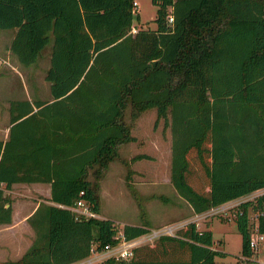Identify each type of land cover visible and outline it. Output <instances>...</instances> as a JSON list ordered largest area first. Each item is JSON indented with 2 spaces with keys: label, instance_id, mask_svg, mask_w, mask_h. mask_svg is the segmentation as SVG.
Instances as JSON below:
<instances>
[{
  "label": "trees",
  "instance_id": "trees-1",
  "mask_svg": "<svg viewBox=\"0 0 264 264\" xmlns=\"http://www.w3.org/2000/svg\"><path fill=\"white\" fill-rule=\"evenodd\" d=\"M134 2L0 0V29L13 30L9 48L21 63L34 62L51 40L52 95L10 99L8 137L0 138V222L11 220L4 190L13 181H49L54 201L39 202L27 217L31 243L0 264H66L117 240L113 219L76 216L69 205L84 197L99 211V178L119 143L135 137L123 118L127 104L133 117L155 106L168 121L170 180L194 211L264 186V0H152L156 28L132 31ZM249 207L260 211L264 234V191L235 209L242 253L252 259ZM147 229V222L124 223L121 231L134 237ZM213 243L211 228L189 220L122 261L214 264ZM262 250L264 259V242Z\"/></svg>",
  "mask_w": 264,
  "mask_h": 264
},
{
  "label": "rangeland",
  "instance_id": "rangeland-1",
  "mask_svg": "<svg viewBox=\"0 0 264 264\" xmlns=\"http://www.w3.org/2000/svg\"><path fill=\"white\" fill-rule=\"evenodd\" d=\"M135 10L137 13H134L132 31L138 27L156 28L157 6L152 0H135ZM3 31L0 34V59L4 57L6 61L1 60L3 63L0 65V75L3 82L0 85L4 86L6 93L29 95L34 99L35 92L39 89L41 97L49 98L51 92L49 80L45 78V70L49 65L51 40L34 62L23 64L9 48L13 30ZM123 118L130 125L131 133L135 137L119 143L117 155L109 161L99 178L100 214L96 211L95 215L113 219L118 228L117 232L121 231L124 223L148 222V228H152L177 222L174 229L176 230L187 221L195 220L198 227L212 229L214 248L220 250L215 255L214 264H251L252 260H255L256 264H264L262 249L253 251L252 259L246 258L247 256L242 253L241 233L235 221L237 202L252 200L255 195L264 191V186L221 203L200 217L185 218L193 212H189L186 200L181 197L170 180L171 131L168 121H165L163 116H157L155 106L142 109L133 117L130 104L126 105ZM7 119L4 117V121ZM136 154L141 155L135 156ZM192 166L194 170H200L196 163ZM194 170L188 174L189 180L199 184L201 178L195 176ZM252 212L253 208L249 207V216ZM17 231L19 235L15 237V242L3 243L0 259L19 257L31 243L34 234H30L27 228L18 227ZM21 231L23 236H20ZM157 236L140 239L137 237L135 246L149 243ZM28 240L30 243L26 245ZM111 251L98 252L93 248L90 252L91 258L84 264H92L110 255L116 258L112 264H126L122 259L128 258L117 257Z\"/></svg>",
  "mask_w": 264,
  "mask_h": 264
},
{
  "label": "crops",
  "instance_id": "crops-1",
  "mask_svg": "<svg viewBox=\"0 0 264 264\" xmlns=\"http://www.w3.org/2000/svg\"><path fill=\"white\" fill-rule=\"evenodd\" d=\"M3 32H4L3 29H0V34H2ZM3 58L1 60L5 62L6 59ZM1 60H0V65L3 63L1 62ZM1 82H3V80H2V76L0 75V83ZM21 83H23V80H21ZM38 91L39 89H37L35 92L36 95L35 98H42L46 100L52 99V95L49 98L41 97ZM24 97L32 100V98H30L29 95L24 96L23 94H15L13 92L11 94L9 92L6 93L4 90V86L0 85V138L5 139L8 137L9 127H10V109H9L10 99L24 98ZM4 117L8 118L7 121H4ZM4 193L8 195L12 209H11V220L6 222H0V249H3L2 248V245H4L3 243L6 244L8 243V241L15 242L16 240L15 237L17 238L19 235L17 231L18 227L27 228V231H29V233L33 235L34 229L27 220V217L35 210V208L37 207V205L41 200L46 202H54L52 199H50V195H51L50 182L45 180H31V181L16 180L13 181L9 187L5 188ZM234 198L226 200L224 202L233 200ZM186 202L190 208L189 212H193V213H191L185 218L200 217L205 213H207L209 209L219 205L217 204L211 206L208 209L197 212L193 210L192 206L187 200ZM97 214H100L99 211L97 212ZM198 223L200 224V221ZM147 226H149L148 222H147ZM199 227L203 228V226H199ZM10 236L13 237L11 238ZM20 236H23V231L20 232ZM19 241H21V239H19ZM28 241L26 245L30 243V241L29 242ZM91 256H92L91 253H89L85 257H82L75 261H71L66 264H84L86 260H89L91 258ZM255 262H256L255 260H252L251 264H256Z\"/></svg>",
  "mask_w": 264,
  "mask_h": 264
},
{
  "label": "built area",
  "instance_id": "built-area-1",
  "mask_svg": "<svg viewBox=\"0 0 264 264\" xmlns=\"http://www.w3.org/2000/svg\"><path fill=\"white\" fill-rule=\"evenodd\" d=\"M135 3V2H134ZM168 23H172L173 16L171 13L167 15ZM135 30V29H133ZM1 60V59H0ZM83 190H81L82 192ZM70 208L78 215H95L96 211H94L90 203L84 198L79 197L77 198L72 204L69 205ZM258 209H253L251 216L248 214V221H249V244L252 251H258L263 249V242H264V234L258 229ZM177 222L172 223H165L159 227H152L148 228L145 232L136 235L134 237H126L122 231L116 233L117 240L114 243H105L102 248H95L96 250H112L111 252L116 255L117 257L121 258H130L134 253V246L136 245L137 237L140 239L141 237H154L160 235L162 233H170L173 234L175 232ZM252 258H254L252 256Z\"/></svg>",
  "mask_w": 264,
  "mask_h": 264
}]
</instances>
